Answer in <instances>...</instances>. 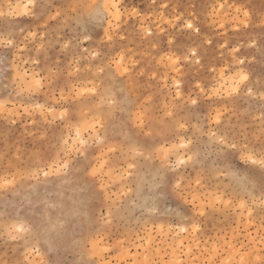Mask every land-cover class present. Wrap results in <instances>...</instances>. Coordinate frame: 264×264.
Listing matches in <instances>:
<instances>
[{"label":"rangeland","instance_id":"obj_1","mask_svg":"<svg viewBox=\"0 0 264 264\" xmlns=\"http://www.w3.org/2000/svg\"><path fill=\"white\" fill-rule=\"evenodd\" d=\"M117 2L129 10L135 6L139 14L129 16L124 12L119 19L112 17L111 25L107 19L100 21L92 39L81 40L79 48L72 52L61 53L56 45L53 51L60 65L58 72H49L53 52L47 57L38 54L31 40L13 49L7 64L0 63V101L7 104L0 110V182L13 181L0 188V264H236L237 253L243 249L259 253L264 249V214H260L258 206L246 204L241 208L237 204L224 210L208 209L204 216L191 211V203L186 202L190 201V194L211 192L215 177L202 174L201 184L197 185L198 166L178 168L169 175L180 180L184 199L166 196L157 211L150 213L142 206L160 166L158 159L139 158L136 174L121 179L126 167L122 158L108 153L106 148L101 150L91 140L87 152L72 150L74 128L59 119L49 123L36 105H51L58 116L62 110L57 103L61 89L67 97L73 87L95 88L97 92L112 87L118 98L123 90L130 103L128 110L111 115L104 108V122L112 126L110 135H115L122 124L132 125L143 104L159 115L167 106L168 110L183 113L191 124L199 122L205 130L227 129L241 143L245 139L256 143L264 116V0ZM27 4L28 0H0V13L4 14L0 16V26L14 23L25 29L24 35L29 30L40 31L43 25L24 14ZM189 20L200 27L199 35L185 27L184 22ZM49 24L48 39H52L55 22ZM105 30L111 40L106 38ZM65 32L71 35L70 29ZM65 32H59L56 39L63 41ZM170 39L173 44L168 43ZM190 48H196L199 63L190 56L185 58ZM93 50L101 56L90 58ZM121 53L127 71L113 63ZM169 55L173 60L180 59L174 64ZM74 59L78 63L73 64ZM76 68L80 70L77 72ZM240 71L248 80L238 92L229 95ZM50 75H62L67 87L53 88L47 79ZM34 76L45 78L44 87L29 95L22 89L29 86ZM225 77L232 79V84L226 86L229 88L222 85ZM191 99H196L197 105H192ZM61 104L76 117L71 121L73 125L100 115L92 93L65 99ZM217 112L221 114L219 125L213 119ZM151 130L154 135L148 139L156 147H169L178 141V137L160 132L156 126ZM136 131L141 139L146 138L139 129ZM181 131L192 133L191 129ZM61 136L69 142L67 151L58 142ZM170 158L174 160L175 156ZM98 160L108 161L103 176H89L99 195L87 197L82 192V168L89 164L91 172L99 167ZM61 162H67L68 169L58 171ZM44 172L49 175L45 177ZM140 185L144 187L138 190ZM46 200L80 209L79 215L67 219L65 233L56 247L50 248L44 239L32 235L11 239L7 225L20 220L34 226L50 214L43 203Z\"/></svg>","mask_w":264,"mask_h":264},{"label":"snow or ice","instance_id":"obj_2","mask_svg":"<svg viewBox=\"0 0 264 264\" xmlns=\"http://www.w3.org/2000/svg\"><path fill=\"white\" fill-rule=\"evenodd\" d=\"M167 6L164 5V7ZM124 12H127L129 16L139 14V10L135 6H132L129 10L128 6L118 3L117 0H105L104 3L89 2V0H28L24 14L35 17L37 24H42L43 27L40 31L29 30L27 35H24L25 29L23 27L18 28L14 23L6 22L3 26H0V54H2L0 55V63L7 64L12 50L18 49L20 43L31 40L38 54L47 57L49 52H53V64L49 68V72H58L60 65L53 51L56 45L60 46L61 53L72 52L73 48H79L81 40L90 41L92 39V33L100 21L107 19L111 25V18L119 19ZM3 15V13H0V16ZM177 18L179 19V17ZM49 21L55 22L52 39H48V29L51 26ZM184 23L187 29L199 35L201 31L199 26L194 25L191 20ZM66 29L71 30V35L65 32ZM41 32L43 35H41ZM59 32H65L63 41L56 39ZM148 35H151V33H148ZM21 36H23V40H21ZM105 36L108 40L112 39L107 30H105ZM168 43L173 44V40L170 39ZM208 43H211V41H208ZM85 51L88 50L85 49ZM197 55L196 48H190L185 58L190 56L196 63H199V60L196 59ZM100 56V52L93 50L90 58ZM168 59L175 64L180 57L173 60V57L169 55ZM124 61L125 56L123 53L119 55L118 59H113V63L117 65L118 69L123 68L124 71H127L128 69L124 67ZM45 62L47 63V60ZM76 63L78 61L74 59L73 64ZM240 63H243V61H240ZM79 70V68L75 69L77 72ZM100 71H103V68ZM68 74L71 75V71ZM44 79H37L34 76L29 82V86L22 89V91H27L29 95L39 92L44 87ZM47 79L53 88H60L61 85L67 87V82L62 75H56L54 78L50 75ZM247 80L248 76L243 71L238 72L233 80V86L229 90V95L238 92L240 86ZM176 87L179 88L178 82ZM214 91L219 94L218 91ZM85 93H92L94 101H98L97 107L100 115H94L91 121L83 123L77 121L73 125L71 121L76 120V117L70 113L68 106L61 104V101L78 98ZM176 95H179V91L176 92ZM57 103L60 104L62 109L58 116L56 109L51 105L45 107L38 104L36 108L39 109L41 116L48 119L49 123L59 119L69 128H74L76 139L70 146L72 150L87 152L90 147L89 140H91L92 144L100 146L101 150L106 148L108 153L117 154L122 158L126 167L123 169L121 179L124 176L131 177L136 174L134 170L138 167L139 158L152 159L155 157L160 161L155 178L151 181L149 197L142 206L148 212H156L159 202L166 196L178 195L181 199H184L180 180L169 175V173L176 172L180 167L192 165L193 167L198 166L200 169L195 181L197 185L201 184L202 174L215 177L216 184L212 191L205 195L195 191L190 194L191 199L186 202L191 203V211L199 216H204L208 209L213 211L224 210L237 206V204L239 207L244 208L246 204H250L253 207L258 206L260 214H264V116L261 117V135L258 142L249 143L245 139L241 143L227 129L218 127L215 131L205 130L199 127V122L193 125L185 118L183 113L168 110L167 106H165L163 114L159 115L157 111H149L141 104V110L135 114L132 125L122 124L115 135H110L109 132L112 126L105 124L103 110L106 107L109 115L117 111L128 110L126 106L130 101L127 96L123 95V90H121L118 98L117 92L112 87H106L102 92H97L95 88L81 90L73 87L69 90L67 97L61 89ZM191 104L197 105V100L191 99ZM6 106V102L0 101V110ZM25 111H28V109H25ZM188 111L192 110L188 109ZM213 119L219 125L221 114L217 112ZM154 126L158 127L160 132H170L178 137V141L169 147H156L148 139L154 135L151 130ZM137 129L146 137L145 139L140 138ZM184 129H191V135L181 131ZM85 134L87 138H85ZM58 142L63 143L65 151L69 149L68 140L63 139L62 136ZM172 156H175L174 160L170 158ZM85 160H87V156H85ZM97 163L99 167L92 168L91 172H89L91 167L89 164H84L82 168V180L85 185L82 192H86L87 197L99 195L95 191L94 179L90 180L89 176L94 178L97 173L103 176V170L108 161L100 163L98 160ZM68 167L67 162H61L58 171L68 169ZM48 175V172H44L45 177ZM12 182L5 179L0 182V188ZM103 187L104 185L101 184V188ZM143 187V185L138 186V190ZM43 203L50 214L34 226H28L20 220L7 225V234L11 239H25L27 235H32L38 239H44L50 248L54 249L56 247L65 233L67 219L79 215L80 209L74 205L65 206L62 202L55 200H46ZM117 211H119V208ZM56 212H59V215H56ZM251 215L252 212L249 211V216ZM193 230H196L195 224H193ZM262 242H264V238H262ZM246 256L247 259H245ZM237 257L236 264H264V249H261L259 253L255 250L249 252L247 249H243L237 253ZM229 264H232V262L229 261Z\"/></svg>","mask_w":264,"mask_h":264},{"label":"bare ground","instance_id":"obj_3","mask_svg":"<svg viewBox=\"0 0 264 264\" xmlns=\"http://www.w3.org/2000/svg\"><path fill=\"white\" fill-rule=\"evenodd\" d=\"M223 76H224V75H223ZM229 84H230V85L232 84V79H230V80H226V77L223 78L222 85L226 87V86H228ZM226 88H229V87H226ZM183 232H185V230H184Z\"/></svg>","mask_w":264,"mask_h":264}]
</instances>
